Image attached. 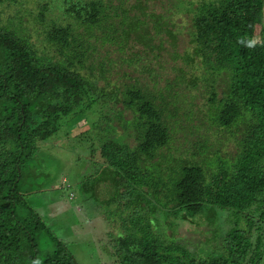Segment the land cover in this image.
I'll use <instances>...</instances> for the list:
<instances>
[{
    "label": "trees",
    "instance_id": "1",
    "mask_svg": "<svg viewBox=\"0 0 264 264\" xmlns=\"http://www.w3.org/2000/svg\"><path fill=\"white\" fill-rule=\"evenodd\" d=\"M114 1L0 0V264H89L67 241L78 230L56 215L50 221L28 205L26 195L39 191L24 190L22 182L23 169L41 142L55 135L63 118L78 115L84 99L92 105L112 103L115 114L107 115L104 125L114 127L112 122L121 119L125 133L136 141L132 146L111 139L99 148L101 163L113 169L117 187L125 191L119 196L128 200L125 205H134L122 215L123 230L117 235L113 225L107 226L104 245L109 243L111 264H264L263 232L251 253L253 230L264 229V0L197 1L191 59L199 61L206 81L213 125L233 132L237 147L232 160H216L208 158L206 144L200 142L190 159L179 161L178 146H173L178 137L172 134L175 116L179 124L176 104L171 106L164 95L157 96L155 87L140 82L126 85L121 93L107 91L86 72L94 69L99 44L116 45L120 51L131 42L152 46L149 28L159 34L166 25L163 15L148 13L140 2L129 8L123 0ZM35 8V21L44 29L42 44L33 40L34 28L23 20L28 10L37 14ZM4 9L10 11L7 19ZM252 39L257 41L253 48L240 43ZM101 64L105 72L106 63ZM223 75L226 86L220 97L216 82ZM102 78L110 84L106 75ZM127 112L132 118L125 117ZM75 125L68 124L74 133ZM164 147L177 165L160 151ZM166 175L175 177L171 192ZM83 192L95 195L89 184ZM51 203L58 208L63 204ZM206 208L215 211L205 222L215 226L213 234L222 226L214 225L218 210L228 212L232 223L223 245L214 235L219 251L206 256H198L192 246L169 244L155 224L162 225L157 213L163 212L164 223L199 225L194 217ZM93 214L92 219L102 216ZM106 220V225L116 224ZM54 221L65 229L63 240L52 229Z\"/></svg>",
    "mask_w": 264,
    "mask_h": 264
},
{
    "label": "rangeland",
    "instance_id": "2",
    "mask_svg": "<svg viewBox=\"0 0 264 264\" xmlns=\"http://www.w3.org/2000/svg\"><path fill=\"white\" fill-rule=\"evenodd\" d=\"M123 1L129 8L136 2H140L146 6L148 13L163 15L166 25L163 24V30L159 34L154 31V28H149L154 34V41L152 39L153 43L151 41L150 44L152 46L131 42L127 49L120 51L116 45L99 44L98 53L93 59L94 69H86L88 76L98 78L97 84L100 87L105 86L110 92L115 90V93L117 91L121 93L130 83L140 82L151 88L155 87L153 91L157 96L164 95L171 106L176 104L179 124L176 123L177 117L175 116L172 134L174 138L178 137L177 142L173 143V146L176 143L179 149V153H176L178 161L180 157L190 159L193 148L200 142H205L209 159L217 160L218 157H227L232 160L237 147L233 132L213 125L206 81L200 73L199 61L196 63L191 59V50L194 45L192 16L198 0ZM119 2L120 0L114 1L115 4H120ZM37 11V14L30 10L26 13L24 11L23 20L28 21L34 28H31L33 40L42 44L44 29L42 31L43 25L35 21L38 19L39 10ZM9 14L8 9L3 10L4 19H7ZM130 57L131 62L128 61ZM102 61L106 63L105 72H102ZM104 75L108 77L110 84L102 78ZM217 80L219 81L216 82V92L221 97L226 86L224 75L219 76ZM169 87H171L170 90ZM121 105V102L117 104L118 107ZM80 109L82 111H79V114L72 119L63 118L55 135L41 142L42 147L36 153L34 152V156L23 169V189L28 192L32 189L39 191V193L33 192L26 195V198L28 205L37 208L40 215L49 217L50 221L55 220L53 216L56 215L63 219V224H69L72 230L74 227V230L81 231L79 235L78 231L76 232V238L69 236L67 239L71 242L69 247L74 254L79 251L82 256L87 257L89 264H111L110 262L113 263L114 260L108 257L109 253L106 249L109 243L106 242L104 245L107 226L113 225V230L117 235L123 230L120 225L122 215L131 212L134 205H125L128 200L119 196L122 195L120 192L125 191L117 187L113 169L107 170L101 163L99 148L105 141L111 139H116L120 143L128 142L132 146H135L136 141L125 133L121 126V119L112 122L114 127L109 123L104 125V118L115 114V107L112 103L102 106L100 103L92 105L89 99H84ZM125 117L132 118L128 112ZM67 120L68 123H66ZM77 122L79 125L77 132L74 133V129H70L68 124L72 123L74 126ZM90 126L89 132L79 133ZM71 130L72 133H70ZM234 130L241 133L237 127H234ZM160 151L170 158V163L177 165V162L171 158L168 148L164 147ZM149 169L152 171V168ZM65 177L67 179L64 181ZM57 179L59 181H56ZM164 179L167 180L165 183L169 185L168 189L171 192L175 177L166 175ZM87 184L93 187L95 195L88 197L84 194L83 190ZM70 195L71 197L74 195V198H70ZM129 195H142V193L141 191L139 193L130 191ZM52 201L63 204L58 208L55 203H51ZM98 204L99 210H96L95 206ZM95 212L102 215L99 219L95 218L98 220L92 219ZM214 212L206 208L204 212L194 217L200 222L199 225L189 221L184 227L176 223L173 225L169 221L164 223L163 212L157 213L162 225L158 222L155 224L169 244L192 246L193 252L198 256H206L219 251L217 249L220 248L221 243L223 245V236L232 227V223L227 220L228 212L218 210V218L215 217L217 221L214 225L222 226L218 233L213 234L212 229H215V226H208L206 223L208 219L210 221ZM106 219L114 220L116 224L106 225ZM52 229L63 240L65 229L58 221L53 222ZM262 229L259 226L253 230L252 254L258 249V236L264 233ZM43 235L45 232L41 234ZM214 235L219 240L220 246H217L218 241L214 239Z\"/></svg>",
    "mask_w": 264,
    "mask_h": 264
},
{
    "label": "clouds",
    "instance_id": "3",
    "mask_svg": "<svg viewBox=\"0 0 264 264\" xmlns=\"http://www.w3.org/2000/svg\"><path fill=\"white\" fill-rule=\"evenodd\" d=\"M240 43L245 44L246 47L253 48L255 47L257 41L255 39L248 40L247 42H245L244 40H241ZM34 264H40L39 260L34 261Z\"/></svg>",
    "mask_w": 264,
    "mask_h": 264
},
{
    "label": "crops",
    "instance_id": "4",
    "mask_svg": "<svg viewBox=\"0 0 264 264\" xmlns=\"http://www.w3.org/2000/svg\"><path fill=\"white\" fill-rule=\"evenodd\" d=\"M85 195H94V193H87V194H85Z\"/></svg>",
    "mask_w": 264,
    "mask_h": 264
}]
</instances>
